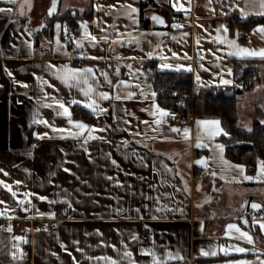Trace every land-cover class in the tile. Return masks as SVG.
Instances as JSON below:
<instances>
[{
    "label": "crops",
    "instance_id": "obj_1",
    "mask_svg": "<svg viewBox=\"0 0 264 264\" xmlns=\"http://www.w3.org/2000/svg\"><path fill=\"white\" fill-rule=\"evenodd\" d=\"M140 1L57 0L49 16L52 0H0V8L12 9L0 13V222H12L0 223V264H108L103 257L129 264L125 251L136 264H151L144 250L166 264L264 260V192L259 191L264 180L243 179L256 177L261 162L251 169L241 165L243 176L221 163L222 155L228 164L240 165L226 157L219 139L223 133L209 139L203 131L209 126L197 124L215 119L195 118L187 139L166 116L156 124L159 113H151L168 109L152 95L147 64L189 73L195 88L230 87L235 64L257 60L259 79L237 101L238 123L250 131L256 108L264 110V58L230 56L237 49L217 39L264 49V38L255 32L264 21L242 26L249 18L264 19L262 0H153L168 8L171 20L159 26L150 11L144 12L143 19L152 22L148 28L140 26ZM128 4L137 10L131 18L122 7ZM66 12L78 14L74 29L59 20ZM51 20V38L38 37ZM81 25L95 41L85 38ZM68 32L76 36L74 49L63 41ZM65 65L93 70L88 74L91 97L104 112L84 107L91 103L81 91L88 85L69 87L58 78ZM221 78L232 84L220 85ZM100 93L109 98L100 99ZM128 93L131 98H125ZM57 101L96 138L54 131H78L58 115L63 110ZM217 144L224 146L222 154ZM202 156L207 168L198 169L192 162ZM253 203L261 208L253 210ZM20 220L24 229L18 232L14 224ZM40 221L51 231L43 230ZM229 224L247 232L252 242L237 239L239 233L229 232ZM143 232L150 242L139 238ZM237 247L248 251L237 252ZM213 251L216 255L202 254ZM169 253L180 259L169 260Z\"/></svg>",
    "mask_w": 264,
    "mask_h": 264
},
{
    "label": "trees",
    "instance_id": "obj_2",
    "mask_svg": "<svg viewBox=\"0 0 264 264\" xmlns=\"http://www.w3.org/2000/svg\"><path fill=\"white\" fill-rule=\"evenodd\" d=\"M147 11L163 16L166 21L171 20L167 7L157 5L153 0H141L140 26L142 28H148L152 23L150 19H143V13ZM77 17L78 14L71 15L70 12H66L59 17V20L74 29L78 24ZM263 21V18H249L248 21L242 23V26L248 29ZM52 22V20L49 21L45 30L37 36L50 39ZM147 64L150 65L151 85L155 92V100L160 107L169 109L181 102L194 112L196 119L213 118L220 121L219 127L227 135L222 134L219 139L223 142L226 157L231 162L243 165L247 169L264 162V110L256 108L257 116L252 120L250 131L239 125L237 114L239 97L259 79L260 68L257 60L250 59L244 63H236L235 82L230 87L195 88L189 73L158 71L153 62Z\"/></svg>",
    "mask_w": 264,
    "mask_h": 264
},
{
    "label": "snow or ice",
    "instance_id": "obj_3",
    "mask_svg": "<svg viewBox=\"0 0 264 264\" xmlns=\"http://www.w3.org/2000/svg\"><path fill=\"white\" fill-rule=\"evenodd\" d=\"M9 3H16V0H8ZM56 4H57V0H52V6L49 8V11H48V15L51 16L55 11H56ZM122 7H125L126 8V15L129 16V18L132 17V14L135 13L137 10L136 8H134L131 4H128V5H125V6H122ZM175 7V5H174ZM261 8L264 9V0H262V3H261ZM12 9L8 8H0V13H4V12H11ZM247 15V14H245ZM260 15H264V11H262L260 13ZM152 20L158 24H163L164 21L158 17V16H153L152 17ZM57 27L59 28L60 26L57 25ZM82 28L85 29V32H84V36L85 38H90L92 41H95L96 40V37L94 36H90L89 33H87V26L86 25H81ZM174 27H182L181 25H174ZM223 28V26H221ZM219 31V30H218ZM224 31L227 32V28H224ZM255 32L259 33L261 35L262 38H264V26H261V27H258L255 29ZM106 39V38H104ZM115 42V41H114ZM217 42L219 43H225L227 42L231 47H234L236 48L237 50L234 51V52H229L228 55L230 56H236V55H239L241 56V58L243 57H248V56H259L260 58H264V49H259V50H252V49H248V48H243V47H239L238 45H236L235 41H226V40H223V39H217ZM77 47H82L81 44L77 43ZM173 55L175 56L176 54L173 53ZM92 59H101L100 57H92ZM201 59H203V57L201 56ZM163 68H170L172 67L171 65L169 64H164L162 65ZM177 71L180 70L179 67L176 68ZM187 70H191L190 68L187 69ZM92 69L91 68H87V69H73V68H69L68 66H64L62 69H60V72H59V75H58V78L63 82L65 83L66 85H68L69 87H78L80 86L81 84L83 85H88L87 89H81V91L83 92V95L88 97L89 100L91 101V103H87L84 105V107L86 108H89L91 109V111L93 113H95L97 111V109L99 108V105L96 103V101L94 99H92L91 97V93L94 91L93 87L89 84V80H88V74L92 73ZM229 74H231V70H229ZM9 75H11V73H9ZM105 78L107 79V74L105 73ZM197 80H199V77H197ZM125 82L121 81V84H124ZM229 84H232V81L231 80H226V79H223L221 78L220 80V85H229ZM25 87H27V85H25ZM133 95V93H128L127 96L125 98H131ZM153 96H155V93H152ZM99 97L100 99H108L109 96L107 93H100L99 94ZM117 99H120V97H116ZM57 106L62 109L63 111L61 113H58V115H63L65 117L68 118V123L70 125H72L73 128L75 129H78V131L76 132H72L71 129H53L54 131H58V132H65V131H68L69 132V135L73 136V137H79L81 135L84 134V132H87L88 133V138L90 139H95L96 137L92 136V131L93 129L86 125L85 123L83 122H79V121H73L71 119V113L69 112L68 110V107L65 106V103L63 102H60V101H57ZM71 104H78L80 103L79 101L77 100H72L70 101ZM48 107H51V105H46ZM99 111L100 112H104L105 109L103 108H99ZM157 113H159V116H160V119L156 120L155 123L156 124H160L163 122V117L169 115L168 112H166L165 110L163 109H160V108H156V112H153L151 113L152 115H156ZM37 122H42V123H47L46 121H37ZM198 126L199 125H207L209 127H206L203 129L204 131V134L209 138V139H213L215 138L216 136L220 135V134H224V135H227V133H224L223 132V129H221L219 127L220 125V121L218 120H203V121H198L197 122ZM250 130V129H249ZM171 131L173 132H180V129H176V128H172ZM188 129H184L183 130V133H184V138L187 139L188 138ZM38 138H42V137H38ZM200 139V137L198 136V140ZM207 147L208 145L207 144H200V143H197L196 144V147ZM215 148L222 154L223 153V150H224V146L223 145H220V144H217L215 146ZM220 161L221 163H223L227 168H238L240 170V174L243 176V166L241 165H230L228 164L227 161H224L223 160V157L221 155L220 157ZM113 163H115V161H113ZM196 163L198 164H201L202 166H204L205 168H207V161L206 160H199V161H196ZM2 171V170H0ZM213 176L216 175L215 172H212L211 173ZM5 175H7V173H5ZM243 179L244 180H264V162H261L260 163V166H259V170L257 172V176L256 177H252V176H243ZM3 182L0 181V184H2ZM5 188H8L9 186L8 185H4ZM13 195H15V193H13ZM41 199H45L44 197H41ZM0 203H3V201H0ZM23 203V202H21ZM251 207L253 209H260L261 208V205L260 204H256V203H253L251 205ZM159 210V209H158ZM155 219V217H153ZM245 223H247V221H245ZM228 228V231H232L234 230L235 232L239 233V236H237L236 238L237 239H245L248 243H251L252 240H251V237L248 235L247 232H244V231H241L240 228L236 227L235 225H232V224H229L227 226ZM260 228L261 230H264V223H260ZM10 230V229H9ZM136 237H133V239H135ZM17 239H20L19 237H17ZM63 247V246H62ZM222 251H225V254H227V251L224 250V249H221ZM235 250L237 252H245V251H248L247 249H244V248H235ZM142 255H150L151 256V264H166V261L163 259V258H159L157 257V254L155 252H151L149 250H144L142 251L141 253ZM203 255H216V252H211V253H208V252H202ZM69 255H71L69 253ZM123 257L124 258H127L129 260V264H136L135 261L132 260V253L129 252V251H125L123 253ZM102 259H105L106 261H108V264H118V262L116 260H113L111 258H108V257H103ZM168 259L171 260V259H180V257L177 255V256H173L171 253L168 254ZM258 259V264H264V260H260L259 257L257 258ZM238 264H253V262H250V261H239Z\"/></svg>",
    "mask_w": 264,
    "mask_h": 264
},
{
    "label": "built area",
    "instance_id": "obj_4",
    "mask_svg": "<svg viewBox=\"0 0 264 264\" xmlns=\"http://www.w3.org/2000/svg\"><path fill=\"white\" fill-rule=\"evenodd\" d=\"M173 18H175L174 15H172ZM63 41L64 43L71 49H74L76 47V36L73 33H66L64 34L63 37ZM43 54H47L46 50L42 51ZM108 65L110 67L113 66V62L109 61ZM167 112L169 113V115L166 116L167 122L180 127L181 129H188L190 130L193 127L194 121H195V115L194 112L192 110H189L188 108H186V106H184L183 103L178 102L176 107H171L167 110ZM11 220H1V224L8 226L9 224H11L12 222H10ZM40 227L49 232L52 229V226L50 224H48L45 221H40L39 223ZM14 227L16 229V231L21 232L24 229V222L23 221H19L17 223L14 224ZM139 238L142 241L145 242H150V236L148 233L143 232L139 235Z\"/></svg>",
    "mask_w": 264,
    "mask_h": 264
},
{
    "label": "water",
    "instance_id": "obj_5",
    "mask_svg": "<svg viewBox=\"0 0 264 264\" xmlns=\"http://www.w3.org/2000/svg\"><path fill=\"white\" fill-rule=\"evenodd\" d=\"M153 16H158V17H160L164 22H165V18L163 17V16H161V15H159V14H152L151 15V17H150V19L152 20V17ZM153 21V20H152ZM154 22V21H153ZM156 25H159V26H162V25H164V23L163 24H158V23H156V22H154ZM206 160V158L204 157V156H202V157H198V158H196L195 160H193V162H192V165L194 166V167H196V168H198V169H205V167L204 166H202L201 164H198V163H196V161H199V160ZM256 204H258V203H256ZM252 208V207H251ZM253 209V208H252ZM253 210H257V209H253Z\"/></svg>",
    "mask_w": 264,
    "mask_h": 264
},
{
    "label": "rangeland",
    "instance_id": "obj_6",
    "mask_svg": "<svg viewBox=\"0 0 264 264\" xmlns=\"http://www.w3.org/2000/svg\"><path fill=\"white\" fill-rule=\"evenodd\" d=\"M213 119V118H212ZM256 189V188H255ZM259 191H263L264 192V185L259 189Z\"/></svg>",
    "mask_w": 264,
    "mask_h": 264
}]
</instances>
